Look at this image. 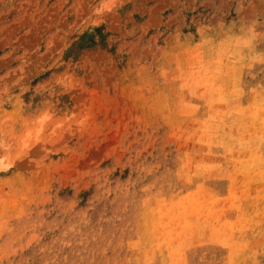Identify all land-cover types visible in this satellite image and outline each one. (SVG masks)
I'll return each mask as SVG.
<instances>
[{
	"label": "rangeland",
	"instance_id": "374dc122",
	"mask_svg": "<svg viewBox=\"0 0 264 264\" xmlns=\"http://www.w3.org/2000/svg\"><path fill=\"white\" fill-rule=\"evenodd\" d=\"M0 264H264V0H0Z\"/></svg>",
	"mask_w": 264,
	"mask_h": 264
},
{
	"label": "bare ground",
	"instance_id": "6f19581e",
	"mask_svg": "<svg viewBox=\"0 0 264 264\" xmlns=\"http://www.w3.org/2000/svg\"><path fill=\"white\" fill-rule=\"evenodd\" d=\"M250 166V165H249ZM263 166V165H262ZM245 170V169H244ZM241 171V170H240ZM244 172V171H243ZM245 180V179H244Z\"/></svg>",
	"mask_w": 264,
	"mask_h": 264
}]
</instances>
